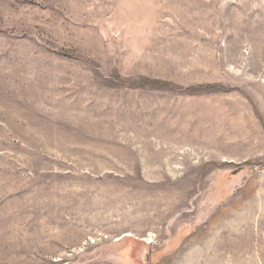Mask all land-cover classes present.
I'll return each instance as SVG.
<instances>
[{
    "label": "rangeland",
    "instance_id": "obj_1",
    "mask_svg": "<svg viewBox=\"0 0 264 264\" xmlns=\"http://www.w3.org/2000/svg\"><path fill=\"white\" fill-rule=\"evenodd\" d=\"M0 264H264V0H0Z\"/></svg>",
    "mask_w": 264,
    "mask_h": 264
},
{
    "label": "bare ground",
    "instance_id": "obj_2",
    "mask_svg": "<svg viewBox=\"0 0 264 264\" xmlns=\"http://www.w3.org/2000/svg\"><path fill=\"white\" fill-rule=\"evenodd\" d=\"M150 242V241H149Z\"/></svg>",
    "mask_w": 264,
    "mask_h": 264
}]
</instances>
